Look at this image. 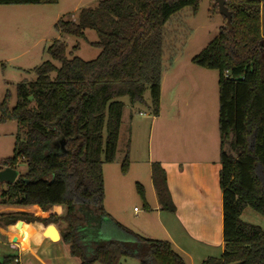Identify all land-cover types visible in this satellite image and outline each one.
I'll list each match as a JSON object with an SVG mask.
<instances>
[{
    "label": "trees",
    "instance_id": "16d2710c",
    "mask_svg": "<svg viewBox=\"0 0 264 264\" xmlns=\"http://www.w3.org/2000/svg\"><path fill=\"white\" fill-rule=\"evenodd\" d=\"M57 2L0 0V5ZM199 2L99 0L94 7L80 9L77 22L60 18L55 24L59 33L79 38L85 29L94 30L98 40L92 44L100 48L99 54L88 61L69 58L65 44L54 40L48 53L59 66L44 61L35 67L34 80L17 84L12 110L3 107L0 120H14L22 134L16 135L13 153L1 161L0 169H15L18 160L26 164V171L2 192L4 201L37 206L41 214L53 205H65L63 216L15 214L26 222H65L61 240L79 264H120L128 257L139 264H186L169 241L144 237L105 211L102 166L116 157L124 109L120 98L145 103L143 94L149 86L151 111L158 115L163 59L170 47L166 25L186 7L195 14ZM225 5L231 12V28L221 25L218 35L191 59L200 67L218 70L224 249L203 263L264 264V229L241 218L247 207L264 217V0H225ZM128 166L129 145L121 171ZM150 176L160 208L174 212L159 162L151 163ZM137 189L148 210L143 187L138 184ZM30 240L39 242L37 229L25 246ZM13 259L6 256L4 264Z\"/></svg>",
    "mask_w": 264,
    "mask_h": 264
},
{
    "label": "rangeland",
    "instance_id": "374dc122",
    "mask_svg": "<svg viewBox=\"0 0 264 264\" xmlns=\"http://www.w3.org/2000/svg\"><path fill=\"white\" fill-rule=\"evenodd\" d=\"M98 1L60 0L56 4L0 6V118L3 115V107L10 112L17 102V84L20 81L34 80L35 67L44 61H51L55 66H59V62L53 60L48 53V48L54 40L65 44L69 58L78 56L85 61L96 58L100 48L92 44L98 40L94 30L85 29L84 37L77 38L59 33L55 24L60 18L77 22L79 10L94 7ZM224 23L225 19L217 12L214 0H200L195 14L191 13L190 7H186L171 17V21L166 25L167 32H170L169 42L167 40L170 47L165 52L162 71L168 78L165 82V88L168 90L163 107L158 112L160 117L153 124L151 119L155 115L151 111L149 86L143 94L145 103L131 104L127 97L120 98L124 103L120 142L117 145L115 160L105 162L102 166L105 193L103 207L111 217L124 223V226L146 228L151 224L149 219L145 220L148 217L137 189L138 184L143 187L145 200L152 205L153 196L147 167L149 157L156 159L158 155H164L169 158L187 159L194 155L206 156L208 150L200 148L206 146V149H209L208 142L212 145L216 142L219 146L218 70L200 67L191 59L218 35L219 28ZM261 23L264 32V5L261 7ZM75 46L77 48L74 50ZM175 84L177 86H174ZM175 89L176 109L173 110L174 102L170 97L173 93L176 94ZM17 134H22L17 122L9 118L0 120V166L3 159L12 155ZM127 145H131L132 160L127 171L123 173L121 164ZM15 169L19 174H23L26 164L18 160ZM7 186L8 183L0 182V214L14 213L20 209L41 214L37 206L19 208L9 203L2 204V192ZM163 211L167 214V211ZM65 212V205H53L47 211L58 216H63ZM45 214L41 215L44 217ZM18 217L20 216L15 213L0 215V264H4L6 256L17 253L16 249L11 248V243L18 239L17 231H20L22 242L25 243L40 226L21 224L22 219ZM241 218L264 229V217L251 208H245ZM7 221L20 224L8 226ZM3 224H6V227ZM55 225L58 229H64L66 223L59 221ZM41 234L42 232L39 233L40 239ZM44 248L45 241L38 249L43 251ZM30 253L33 258L34 255L43 257L39 253ZM218 255L216 254V257ZM46 256H50L53 264H69L65 257L59 258L51 248ZM70 260L79 264L76 258L71 257ZM120 264L139 262L128 257L123 258Z\"/></svg>",
    "mask_w": 264,
    "mask_h": 264
},
{
    "label": "crops",
    "instance_id": "0c3cea01",
    "mask_svg": "<svg viewBox=\"0 0 264 264\" xmlns=\"http://www.w3.org/2000/svg\"><path fill=\"white\" fill-rule=\"evenodd\" d=\"M58 2H60V0H58ZM262 34L264 36L263 30ZM167 79L168 78H166L165 74L162 72L159 111H161L164 98L167 95L168 88H165ZM176 79L173 80L177 82ZM174 86H177V84ZM174 91L176 94L173 93L170 97V100L174 102L172 107L173 110L176 109L175 102L177 98V90L175 89ZM170 114H172L171 111ZM159 117L160 114L153 116L151 124ZM122 119L117 145L120 142L122 132ZM208 145L209 149H206V146L200 148L206 151L208 150L206 156L194 155L187 159L169 158L164 155H158L156 159H150L149 157L147 167L153 204L151 205L146 201L149 209H145L148 218L144 219L146 221L149 219L151 224L146 228L144 226L136 228L132 226L128 227L144 237L169 241L173 249L184 258L186 264H204V260L209 257H216V254H219V257L224 249L222 192L219 187V146L216 142H213V145L208 142ZM131 160V145H129V162H131ZM152 162H159L165 170L167 187L175 206L174 212L167 211V214H164V211L160 208L150 176ZM4 200L5 198L2 199V204L7 205L8 203ZM12 205L18 206L19 208L23 207L16 204ZM14 213L33 214L34 212H27L20 209L16 210ZM14 213H1L0 215H12ZM15 224L11 221H7L8 226ZM21 224L33 226L40 225L36 229L39 233H43V230L51 223L45 224L41 221L26 223V221L22 219ZM52 224L55 225V223ZM121 224L124 225L122 222ZM3 226L6 227V224H3ZM19 229L20 225L18 230ZM58 230L60 233V229ZM17 232L18 239L11 243V248L17 251V253L13 255V264H53L51 258H49L50 256H46L49 254L50 248L55 251L61 259L64 258V255L68 259L71 258L68 246L63 244L61 239L53 242L49 237L42 236L41 239L39 237V242L36 245L33 240H30V243L25 246L28 240L23 243L20 231ZM43 241H45V248L43 251H39L38 248ZM30 252L39 253L43 257L34 255L33 258Z\"/></svg>",
    "mask_w": 264,
    "mask_h": 264
},
{
    "label": "water",
    "instance_id": "95a60500",
    "mask_svg": "<svg viewBox=\"0 0 264 264\" xmlns=\"http://www.w3.org/2000/svg\"><path fill=\"white\" fill-rule=\"evenodd\" d=\"M217 5V12L225 17V25L228 28H231V12L225 5V0H215ZM18 176V171L11 167H5L0 169V182L12 183ZM43 235L45 237H49V239L53 242H56L61 239L59 230L54 224H49L44 230Z\"/></svg>",
    "mask_w": 264,
    "mask_h": 264
}]
</instances>
